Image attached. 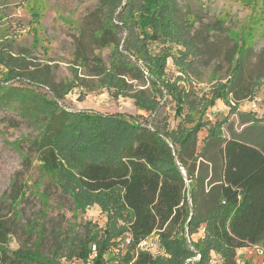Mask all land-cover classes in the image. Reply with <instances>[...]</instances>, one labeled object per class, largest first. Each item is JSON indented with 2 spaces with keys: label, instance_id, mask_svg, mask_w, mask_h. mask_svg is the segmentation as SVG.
Wrapping results in <instances>:
<instances>
[{
  "label": "trees",
  "instance_id": "obj_1",
  "mask_svg": "<svg viewBox=\"0 0 264 264\" xmlns=\"http://www.w3.org/2000/svg\"><path fill=\"white\" fill-rule=\"evenodd\" d=\"M99 11L91 39L110 56L108 64L99 58L96 86L132 99L147 118L69 112L60 101L76 81L52 84L43 68L29 66L27 54H14L0 40V108L38 131L32 145L43 174L78 208L97 204L107 213L104 229L89 225L75 237L71 258L107 264L105 256L118 244L123 249L114 264H210L213 254L221 264H241L239 250L264 254V146L230 129L227 137L228 120L208 119L217 101L236 111L232 102L245 99L228 81L203 94L179 85L200 55L180 0H100ZM246 43L240 36L238 61ZM77 59L88 66L87 56ZM170 59L181 74L174 79ZM21 76L28 85L16 84ZM168 106L173 114L165 111ZM203 130L207 136L197 153ZM1 234L0 264H45L36 249L9 252V233ZM153 237L159 254L140 246ZM197 255L198 261L187 263Z\"/></svg>",
  "mask_w": 264,
  "mask_h": 264
},
{
  "label": "rangeland",
  "instance_id": "obj_2",
  "mask_svg": "<svg viewBox=\"0 0 264 264\" xmlns=\"http://www.w3.org/2000/svg\"><path fill=\"white\" fill-rule=\"evenodd\" d=\"M180 2L200 55L194 59L195 69L188 79L179 85L203 94L217 82L228 81L238 97H245L243 100L247 102L251 103L260 92L264 95V0ZM99 5L100 0H0V40L8 43L14 54H27L29 66L43 68L52 84L76 81L74 89L60 101L69 112L147 118L148 114L136 108L132 99H117L107 89L96 86L97 80L92 75L99 58L108 64L110 56L109 49L101 48L91 39L101 13ZM240 36L247 42L244 50L248 51L238 61L235 48ZM78 54L88 57V66L80 65ZM168 74L173 79L181 76L171 59ZM16 84L29 83L21 76ZM42 90L48 92L47 88ZM257 103L258 112H251L249 119H242L241 113L231 111L230 107L225 112L212 108L208 119L213 123L228 120L225 136L230 137L232 131L240 139L262 147L264 123H258L254 116H264V100L257 99ZM165 111L173 114L170 106ZM246 120L251 122L243 127ZM177 123L178 120L171 119L172 127ZM37 134L15 112L0 108V238L1 231H7L9 252L36 249L45 264H83L71 258V243L89 225L104 229L107 213L97 204L87 205L84 210L78 208L70 195L43 174L32 145ZM206 136V130L199 134L197 153ZM201 236L202 232L193 236L194 241ZM117 246L105 256L107 264H114L115 256L123 249V244ZM146 248L159 254L157 237L149 239ZM92 252L96 253L95 246ZM237 256L241 264L264 262L259 248L239 250ZM199 259L197 255L187 263ZM2 264L12 261L8 259ZM210 264H221L220 256L213 254Z\"/></svg>",
  "mask_w": 264,
  "mask_h": 264
},
{
  "label": "crops",
  "instance_id": "obj_3",
  "mask_svg": "<svg viewBox=\"0 0 264 264\" xmlns=\"http://www.w3.org/2000/svg\"><path fill=\"white\" fill-rule=\"evenodd\" d=\"M257 99L260 100V101L261 100L262 101L264 100L263 92H260L259 95H258V97L254 98V100L251 103L250 102H247L246 100L239 101V102L233 101L232 102V105L233 106H236L237 105L235 107V109H236V111L238 113H241L240 116L242 117V119H249V117H251V116H249V114H251V112L252 113H257L258 112L257 111V104H258L257 103ZM241 102H244V103L243 104H240ZM216 109H219L218 111H220V112H225V109H227V106L224 104L223 101H220L219 100V101L216 102V106L212 110H216ZM225 116H226V114H225ZM254 117H256V118L259 119L258 116H254ZM262 117H264V116H261L260 118H262ZM250 122H248L247 120L244 121L243 127L249 126ZM263 264H264V262H263Z\"/></svg>",
  "mask_w": 264,
  "mask_h": 264
},
{
  "label": "built area",
  "instance_id": "obj_4",
  "mask_svg": "<svg viewBox=\"0 0 264 264\" xmlns=\"http://www.w3.org/2000/svg\"><path fill=\"white\" fill-rule=\"evenodd\" d=\"M140 246L143 247V248H145V247L148 246V242L147 241H144Z\"/></svg>",
  "mask_w": 264,
  "mask_h": 264
},
{
  "label": "water",
  "instance_id": "obj_5",
  "mask_svg": "<svg viewBox=\"0 0 264 264\" xmlns=\"http://www.w3.org/2000/svg\"><path fill=\"white\" fill-rule=\"evenodd\" d=\"M182 173L185 175V172L184 171H182Z\"/></svg>",
  "mask_w": 264,
  "mask_h": 264
}]
</instances>
